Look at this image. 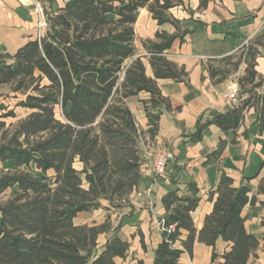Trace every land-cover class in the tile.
Returning a JSON list of instances; mask_svg holds the SVG:
<instances>
[{"label": "trees", "instance_id": "obj_1", "mask_svg": "<svg viewBox=\"0 0 264 264\" xmlns=\"http://www.w3.org/2000/svg\"><path fill=\"white\" fill-rule=\"evenodd\" d=\"M199 1V9L205 10L212 0ZM42 2L46 33L12 58L0 50V89L9 86L14 94H23L16 108L30 112L16 134L0 142V160L9 165L0 175V264H119L130 251L119 228L113 229L109 219L97 226L76 225L75 220L81 213L122 208L139 186L144 146L160 130L161 111L153 110H171L158 81L187 83L189 77L166 56L175 41L184 42L189 33H181L180 21L170 14L182 0H69L56 9L54 0ZM145 8L160 27L170 25L176 32L162 30L155 41L143 40L147 56H138L135 25ZM244 48L248 59L239 80V105L199 123L195 140L210 125L237 131L251 109L258 110L259 127L264 128V77L256 71L264 35ZM235 58L219 61L225 69L209 67L217 83L242 64L243 55ZM144 59L154 78L147 75ZM141 93L150 95L143 102L146 132L129 105ZM5 118H17V113L0 103V119ZM225 145L222 142L208 162L217 161ZM188 189L189 194L178 188L162 199L164 228L175 226L176 231L163 233L153 264H181L182 254H192L197 240L213 249L219 240L230 245L220 264H249L261 246L243 217L244 209L255 202L252 188L246 183L236 186L221 172L210 192L213 212L199 235L192 213L199 207L200 191L195 185ZM258 193L264 194V179ZM182 231L188 232L184 241ZM109 234L100 246L99 238ZM217 258L214 253L213 260Z\"/></svg>", "mask_w": 264, "mask_h": 264}, {"label": "crops", "instance_id": "obj_2", "mask_svg": "<svg viewBox=\"0 0 264 264\" xmlns=\"http://www.w3.org/2000/svg\"><path fill=\"white\" fill-rule=\"evenodd\" d=\"M67 1L54 0V8L62 7ZM38 4L43 6L42 0H0V50L7 57L12 58L27 43L39 39L38 26L42 16L37 12ZM199 6V0H182L180 6L170 11L171 16L180 21L181 33H189L184 42L176 40L166 56L179 67H184L189 77L187 83L158 81L162 95L171 103V110L165 107L153 110L155 113L161 111L159 134L153 141L147 139L144 146L142 178L138 188L130 196L129 203L114 214V229L119 228L121 238L130 243L129 255L122 264L154 263L155 251L163 240V232L156 225L166 215L162 199L175 189L179 188L181 194H189L190 185L199 189L200 204L192 213L199 235L207 217L213 212L210 192L218 186L221 172L232 178L236 186L246 183L252 188L250 197L255 196V202L244 209L243 217L247 231L259 238L261 246L249 264H264V194L258 193L264 179V128L259 127L258 110L248 111L243 124L235 132H225L216 125H210L203 130L200 140L194 137L199 123L211 121L239 105L240 101L228 104L226 95L231 87H239V80L245 75L248 55L244 47L255 36L264 35V0H212L205 10H200ZM135 26L138 56H147L143 40L138 41V28L153 41L159 31L176 32L170 25L160 27L146 8L139 11ZM46 31L47 27L43 28L41 36ZM241 55L242 64L236 71H231L227 80L217 83V79L211 77L209 67H215L227 57L238 58ZM144 62L147 75L154 78L149 60L144 59ZM256 71L259 78L264 77V51L257 59ZM241 96L240 89V99ZM149 99V94L141 93L129 103L138 127L144 132L149 124L143 102ZM222 142L226 145L221 157L208 162L209 155ZM159 148H166L176 156L161 177L155 175L150 156ZM102 210L81 213L75 223L82 216L92 215L81 225H100L102 223L98 224L96 218ZM109 237L102 235L99 238L101 246ZM187 237L188 232L182 231L181 240ZM178 245L183 249L181 243ZM229 248L230 245L222 240L217 242L215 249L197 240L192 254L184 252L180 263L220 264ZM214 253L218 255L216 260H213Z\"/></svg>", "mask_w": 264, "mask_h": 264}, {"label": "rangeland", "instance_id": "obj_3", "mask_svg": "<svg viewBox=\"0 0 264 264\" xmlns=\"http://www.w3.org/2000/svg\"><path fill=\"white\" fill-rule=\"evenodd\" d=\"M139 16V13H138ZM135 31H136V26H135ZM138 34V41L140 43V40H150L149 38L145 37L144 34H142V30L138 28L137 30ZM257 40V37L255 36L254 38H252L249 42L248 45H250L251 43H255ZM153 41V40H152ZM221 65L215 64V67L218 68ZM223 69H225V66L222 65L221 66ZM228 70L231 69V66H229L227 68ZM24 96L23 94H14L12 92V88L7 86V87H3L0 89V103H3L5 106H8L9 109L11 110H15V112L17 113V118H5V119H0V142H3L6 139H10L11 137H13L16 132L18 131V128L20 126V124L22 123V121H24L27 116L29 115L30 112L25 111L23 109L20 108H16V103L18 101H20L21 99H23ZM58 116L61 117L60 111L58 110ZM5 123V124H3ZM4 126H1V125ZM9 165L8 164H3L0 162V175H2L3 173L7 172ZM11 191H9L6 196H5V200L8 198V196H10ZM120 208L117 207H113L111 210H105L103 209L102 212L99 214L100 216L98 218H96L97 223H104L107 219H109V222L111 223L113 229L116 227V224H114V214L119 210ZM92 217L91 216H85V217H81L78 221H76L77 224L81 225L82 223L86 222L87 220H89L88 218ZM1 221V220H0ZM110 235V234H109ZM108 235V236H109ZM101 240L99 242L100 246H101ZM123 262L119 261V264H122Z\"/></svg>", "mask_w": 264, "mask_h": 264}, {"label": "built area", "instance_id": "obj_4", "mask_svg": "<svg viewBox=\"0 0 264 264\" xmlns=\"http://www.w3.org/2000/svg\"><path fill=\"white\" fill-rule=\"evenodd\" d=\"M37 12L42 16V19L39 22V26H38L39 38H40L42 29L47 27L44 9L41 4H38ZM226 101L228 104H233L241 101L240 88L237 85L231 87L229 94L226 95ZM150 156L153 163V170L157 177L164 176L169 166L176 160L175 154L166 148L155 149L151 152ZM164 224L165 223L163 219H160L156 222V225L161 232L163 233L167 232L169 234L175 233L176 231L175 226L170 227L169 229H165Z\"/></svg>", "mask_w": 264, "mask_h": 264}]
</instances>
